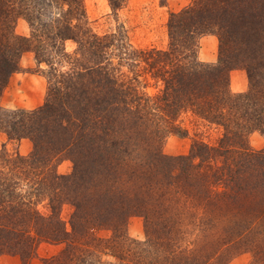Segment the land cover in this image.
Wrapping results in <instances>:
<instances>
[{"label":"trees","instance_id":"obj_1","mask_svg":"<svg viewBox=\"0 0 264 264\" xmlns=\"http://www.w3.org/2000/svg\"><path fill=\"white\" fill-rule=\"evenodd\" d=\"M19 19L29 37L16 34ZM167 27L166 49L120 51L114 35L92 33L84 0H0V99L22 53L50 67L40 107L0 106V133L32 144L27 156L0 150V255L28 264L46 242L63 248L41 264H229L242 254L264 264V149L249 146L252 133L264 137V0H193ZM204 35L220 44L214 66L197 60ZM240 62L248 89L235 94L228 72ZM142 75L157 94L140 90ZM184 113L221 136L167 157V135L186 134ZM134 216L143 242L127 235Z\"/></svg>","mask_w":264,"mask_h":264},{"label":"rangeland","instance_id":"obj_2","mask_svg":"<svg viewBox=\"0 0 264 264\" xmlns=\"http://www.w3.org/2000/svg\"><path fill=\"white\" fill-rule=\"evenodd\" d=\"M193 0H84L85 12L92 33L98 37L114 35V46H131L136 50L159 49L164 50L168 46V21L171 13H178L188 7ZM15 32L21 37H29V27L25 21L19 19L15 26ZM219 41L215 35H204L198 39L197 60L203 64L214 66L218 63ZM121 48V47H120ZM77 45L67 40L64 43V52L74 55ZM122 51V48L120 49ZM61 65V64H60ZM58 69L66 70V63H62ZM239 63L228 72L229 90L232 93H244L248 89L246 72ZM50 67L36 60L33 52L22 53L19 59V70L12 74L4 89L0 106L4 110L31 111L40 107L46 97L48 87V71ZM140 90L149 96L158 93L161 85L156 84L147 75L140 77ZM178 125L186 134H169L164 139L162 153L167 157L187 156L192 141L195 138L208 145H215L220 138L221 130L214 125H208L204 121L194 118L189 113H184L178 119ZM249 146L253 151L264 149V137L254 132L249 136ZM4 147L9 155L19 154L27 156L32 150V144L27 139L8 141L6 136L0 133V150ZM57 173L67 175L71 171V163L62 159L56 166ZM38 208L45 212L46 203H41ZM71 213V207H62V217L67 221ZM129 238L139 242L145 240L143 221L140 217H131L126 229ZM98 237L107 239L110 232L101 230ZM63 248V244L41 242L36 249V255L28 261V264H41L43 259L55 256ZM251 260L249 254H242L229 264H248ZM105 264H117V261L109 256H104ZM0 264H23L17 255H0Z\"/></svg>","mask_w":264,"mask_h":264}]
</instances>
